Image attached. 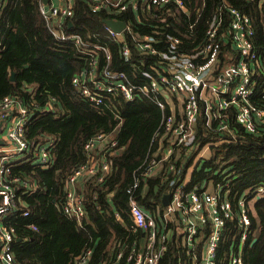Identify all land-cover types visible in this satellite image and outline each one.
Here are the masks:
<instances>
[{"label": "built area", "instance_id": "built-area-1", "mask_svg": "<svg viewBox=\"0 0 264 264\" xmlns=\"http://www.w3.org/2000/svg\"><path fill=\"white\" fill-rule=\"evenodd\" d=\"M85 2L92 14H103V20L125 23L119 33L104 24L113 42L122 43L121 56L125 62L132 57V49L139 56H151L155 61L149 71L140 70L137 81L131 82L125 73L111 70L107 45L86 42L80 35L69 32L74 0H34L48 33L58 43L70 44L83 60L84 67L72 78L73 87L95 105H105L111 96H120L127 102L148 100L161 113L143 162L133 172L132 184L126 191L130 223L127 230L139 233V238L130 243H116L117 249L112 252L114 257L109 264H158L172 238L185 249L190 264H217V250L228 225L236 231L228 264H243L242 249L249 238L253 205L264 197V187L244 191L231 200L224 170H217L221 180L215 184L198 185L192 179L196 166L212 157L213 147L235 142L239 132L254 134L264 125V81L257 78L263 67L254 44L251 19L237 9L224 6L230 18L228 26L220 10L213 13L200 35L205 0L200 10H195L194 17L183 0ZM257 2L264 6V0ZM8 5L9 0H0V15ZM170 7H175L172 20H167L166 26L161 24L164 20L157 22L158 13L169 12ZM126 16L127 21L122 19ZM134 24L143 29L135 30ZM169 28L177 34L170 33ZM22 91L32 99L36 93L32 85L23 86ZM34 107H37L35 101H25L20 94L0 99V139L3 141L0 147V264H17L12 252L14 229L3 220L13 212L29 216L17 192L20 187L23 193L33 188L22 175L13 176L11 167L16 165L15 160L29 153L37 158L38 167L46 169L53 164V141L40 138L39 143L31 144L26 139L25 127L33 117ZM200 114L205 129L216 137V141L202 146L196 143ZM116 120L121 123L118 116ZM116 146V137L112 138L111 134H100L84 146L85 164L67 178L60 204L54 201L55 208L65 217L80 223L85 210L82 191L76 183L92 175H98L101 180L108 173L109 165L107 160L93 162L94 151L97 148L104 152L116 151ZM157 176L169 196L167 205L162 206L161 200L160 204L152 201L155 212L147 213L135 195L139 190L148 193L147 179ZM29 229L35 231L36 227L30 225ZM91 253L90 249L84 250L72 264H88Z\"/></svg>", "mask_w": 264, "mask_h": 264}, {"label": "trees", "instance_id": "trees-1", "mask_svg": "<svg viewBox=\"0 0 264 264\" xmlns=\"http://www.w3.org/2000/svg\"><path fill=\"white\" fill-rule=\"evenodd\" d=\"M183 1L194 17L202 0ZM224 6L237 9L251 19L254 44L263 67L257 78L264 81V6H259L257 0H205L200 15V35L213 13L220 10L228 26L230 18ZM173 8L167 13L160 11L157 22L164 20L161 24L166 26L167 20H172ZM6 9L0 15V99L20 94L25 101H35L37 107L25 127L26 139L31 144L39 143L40 138L53 141V164L48 168L36 166L37 158L32 153L15 160L16 165L11 167L13 176L22 175L21 178L33 187L28 193H23L22 187L17 192L29 216L13 212L3 220L14 229L12 252L15 261L17 264H72L74 258L90 249L88 264H109L114 257L112 252L117 249L116 243H130L139 238V233L127 230L130 223L126 191L132 184L133 172L143 162L161 113L148 100L127 102L120 96H111L105 105L88 102L71 82L84 67L82 58L70 44L58 43L48 33L34 0H9ZM174 15L181 18L178 13ZM103 18V14H92L85 0H74L69 32L80 35L86 42L107 45L111 70L121 71L131 82H136L137 73L149 71L155 59L139 56L132 49V57L125 62L121 56L122 43L113 42L105 30ZM132 27L138 31L143 29L136 24ZM168 31L177 34L173 28ZM25 85L36 89L33 99L22 91ZM116 116L121 119L116 151L104 152L97 148L93 157L95 163L107 160L108 173L101 180L98 175H92L76 183L77 189L82 191L85 210V216L78 223L59 212L54 201L60 204L67 178L85 164L84 146L100 134H111L118 123ZM203 122L200 114L196 127L199 146L216 141L215 133L207 131ZM218 169L225 171L231 200L244 191L264 187V125L254 134L239 132L235 142L213 147L212 157L196 166L192 180L198 185L215 184L221 180ZM147 180L149 192L139 190L135 197L142 209L150 213L155 212L151 202L160 204L165 186L159 183L158 176ZM250 219V234L242 249V262L264 264V197L254 203ZM30 225L36 230H30ZM235 234L234 228L228 225L217 250V264H228ZM158 264H189V258L173 242Z\"/></svg>", "mask_w": 264, "mask_h": 264}, {"label": "water", "instance_id": "water-1", "mask_svg": "<svg viewBox=\"0 0 264 264\" xmlns=\"http://www.w3.org/2000/svg\"><path fill=\"white\" fill-rule=\"evenodd\" d=\"M103 23L108 26L109 28H111L114 32L116 33H119L121 32V30L124 29L125 27V23L122 21V22H115V21H112V20H103ZM72 24L71 23H68V27H71ZM13 80V75H12V78ZM0 128H1V122H0ZM3 145V141L0 139V147ZM168 195H164L162 196L161 198V203L163 206H166L167 205V201H168ZM256 240L254 239L253 240V243L255 242Z\"/></svg>", "mask_w": 264, "mask_h": 264}, {"label": "rangeland", "instance_id": "rangeland-1", "mask_svg": "<svg viewBox=\"0 0 264 264\" xmlns=\"http://www.w3.org/2000/svg\"><path fill=\"white\" fill-rule=\"evenodd\" d=\"M119 128H120V123L118 122L111 133L112 138H115L117 136ZM0 137H2V131L0 132Z\"/></svg>", "mask_w": 264, "mask_h": 264}, {"label": "crops", "instance_id": "crops-1", "mask_svg": "<svg viewBox=\"0 0 264 264\" xmlns=\"http://www.w3.org/2000/svg\"><path fill=\"white\" fill-rule=\"evenodd\" d=\"M80 180H78V182H79ZM77 182V183H78ZM166 187H167V185H166ZM164 195H166V192H164V194L162 195V196H164ZM168 195V194H167ZM161 196V197H162ZM163 206V205H162ZM165 207V206H164ZM173 242H175L174 241V238H172V240H171V242H170V244H169V246H168V248H167V250L169 249V247L171 246V244H173ZM176 243V242H175ZM176 245H178L181 249H183V251L185 252V255H186V251H185V249L184 248H182L178 243H176ZM166 250V251H167ZM166 253V252H165ZM200 253H201V251H200ZM198 254V253H197ZM187 256V255H186ZM188 257V256H187ZM189 258V257H188ZM189 264H190V258H189Z\"/></svg>", "mask_w": 264, "mask_h": 264}]
</instances>
